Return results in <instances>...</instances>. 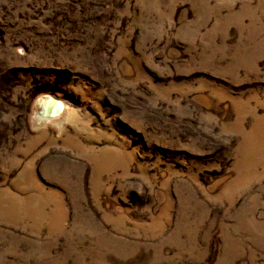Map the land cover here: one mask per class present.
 I'll use <instances>...</instances> for the list:
<instances>
[{"label": "rangeland", "instance_id": "374dc122", "mask_svg": "<svg viewBox=\"0 0 264 264\" xmlns=\"http://www.w3.org/2000/svg\"><path fill=\"white\" fill-rule=\"evenodd\" d=\"M0 264H264V0H0Z\"/></svg>", "mask_w": 264, "mask_h": 264}, {"label": "bare ground", "instance_id": "6f19581e", "mask_svg": "<svg viewBox=\"0 0 264 264\" xmlns=\"http://www.w3.org/2000/svg\"><path fill=\"white\" fill-rule=\"evenodd\" d=\"M60 101L57 100V99H53V98H50L47 99V100H44V99H41L40 100V104L43 108V111L42 113H38L36 114V121L40 124H44L46 122H48V120L50 119H56V117H59L58 116H54V112L56 110V108L58 107V105H60ZM63 112V110H62Z\"/></svg>", "mask_w": 264, "mask_h": 264}, {"label": "water", "instance_id": "95a60500", "mask_svg": "<svg viewBox=\"0 0 264 264\" xmlns=\"http://www.w3.org/2000/svg\"><path fill=\"white\" fill-rule=\"evenodd\" d=\"M64 108V105L63 103H60V105H58V107L56 108L55 112H54V116H58L61 114L62 110Z\"/></svg>", "mask_w": 264, "mask_h": 264}]
</instances>
